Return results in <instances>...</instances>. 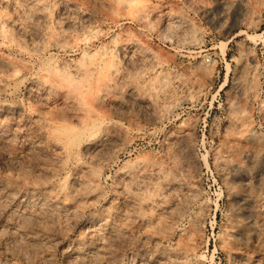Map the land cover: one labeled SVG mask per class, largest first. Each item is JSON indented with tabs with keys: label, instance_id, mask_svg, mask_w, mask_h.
<instances>
[{
	"label": "rangeland",
	"instance_id": "374dc122",
	"mask_svg": "<svg viewBox=\"0 0 264 264\" xmlns=\"http://www.w3.org/2000/svg\"><path fill=\"white\" fill-rule=\"evenodd\" d=\"M0 264H264V0H0Z\"/></svg>",
	"mask_w": 264,
	"mask_h": 264
},
{
	"label": "built area",
	"instance_id": "2783aa9c",
	"mask_svg": "<svg viewBox=\"0 0 264 264\" xmlns=\"http://www.w3.org/2000/svg\"><path fill=\"white\" fill-rule=\"evenodd\" d=\"M204 60L208 61L209 60V56H204Z\"/></svg>",
	"mask_w": 264,
	"mask_h": 264
}]
</instances>
